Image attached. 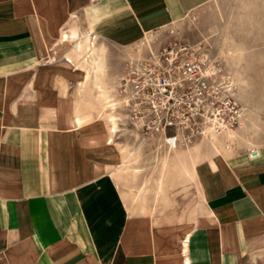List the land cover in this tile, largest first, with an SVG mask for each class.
I'll return each instance as SVG.
<instances>
[{"label":"crops","instance_id":"obj_1","mask_svg":"<svg viewBox=\"0 0 264 264\" xmlns=\"http://www.w3.org/2000/svg\"><path fill=\"white\" fill-rule=\"evenodd\" d=\"M212 1L0 0V264H178L177 252L152 244L149 207L134 222L127 209L98 221L86 212L88 184L96 197L116 190L65 121L75 99L63 87L76 79H49L40 63L71 21L121 52L143 39L168 43L180 36L175 24L195 22ZM249 122L237 130L246 143H231L228 158L198 172L204 206L187 241L189 264H264V144Z\"/></svg>","mask_w":264,"mask_h":264},{"label":"rangeland","instance_id":"obj_2","mask_svg":"<svg viewBox=\"0 0 264 264\" xmlns=\"http://www.w3.org/2000/svg\"><path fill=\"white\" fill-rule=\"evenodd\" d=\"M196 16L195 22L186 19L177 24L176 26L181 28L179 30L180 36L169 37L167 41L170 42L182 36L183 39L191 42H202V46L212 52L217 61L223 64L236 82L237 97L239 95L245 99L248 110L258 109L261 127L255 135V139L259 146L263 145L264 0H213L203 8L201 15ZM58 37L59 34L49 41L48 48L44 49V60L40 64L49 79H75L72 76V69L65 65L64 60V54L71 46L60 48L57 42ZM97 43H102V41L97 40ZM104 44L108 62V80L110 83H114L122 65V56L113 46ZM38 73L40 72L33 73L37 79L40 78ZM75 84L76 82L72 80L65 82L63 88L66 89L68 98L73 96ZM131 123L130 121L127 126H120L121 129L128 131L120 132L116 137V143L118 147H126L130 152H137V155L129 162V170L120 175L117 191L96 197L94 193H88V191L95 190L93 186L96 184L90 183L86 187L87 191L82 195L85 210L94 221L108 217L109 213L115 215L127 209V214L131 215L130 219L132 218L134 222L138 213L137 206L133 203L134 194L143 186H146L150 191L155 185L162 163L166 157L169 158L167 155H170V159H172L170 148L165 147L160 140L144 133L139 134V136L135 135L133 132L135 131L134 124ZM200 142L199 140L195 141L193 144L178 150L185 152ZM103 164L107 170L114 167L110 162L104 160ZM206 166L207 159L201 157L198 161L199 172ZM104 176L103 180L112 181L110 174ZM110 186L109 183H101L98 188L105 192L106 188L108 191L111 190ZM148 195L149 203L152 208L154 207V211L153 222L146 228L147 234L152 244L158 246L157 248L161 252L177 254L181 237L198 223L203 212L204 203L199 180L188 181L185 184L176 180L167 181L163 192L157 199L151 192Z\"/></svg>","mask_w":264,"mask_h":264},{"label":"built area","instance_id":"obj_3","mask_svg":"<svg viewBox=\"0 0 264 264\" xmlns=\"http://www.w3.org/2000/svg\"><path fill=\"white\" fill-rule=\"evenodd\" d=\"M195 20V18H193ZM114 86L129 120L167 148L211 142L246 125L248 107L231 74L202 42L143 39L120 52ZM251 160L258 149L248 150Z\"/></svg>","mask_w":264,"mask_h":264},{"label":"bare ground","instance_id":"obj_4","mask_svg":"<svg viewBox=\"0 0 264 264\" xmlns=\"http://www.w3.org/2000/svg\"><path fill=\"white\" fill-rule=\"evenodd\" d=\"M70 17L75 18V15L70 14ZM97 40L89 32L81 31L74 21H71L67 27L62 28L59 32L57 42L60 48L71 46L64 54V60L65 65L72 69V76L76 79L73 94L75 103L71 107V113L66 114L65 121L75 134L80 135L81 138H87L85 143L91 148L88 152L96 160V171L102 177L105 174H110L113 188L117 191L120 175L129 170L128 164L136 157L137 152H130L126 147H118L116 143L118 134L122 131H128L121 129L120 126H127L130 120L127 113L117 103L114 83H110L108 80L105 44L104 42L97 43ZM66 92L64 88L63 94ZM238 99L246 104L242 96L238 95ZM248 120L254 134L257 135L261 127L258 109H249ZM133 126L135 135L142 134L137 125ZM242 132L229 131L222 138H217L211 142L201 141L185 152L170 148L172 159H170V155H167L169 158L166 157L162 163L154 187L149 191L146 186H143L134 194L133 203L136 204L137 209L143 211L149 207L151 215H153L154 207L152 208L149 203L148 194L150 192L157 199L163 192L167 181L176 180L183 184L188 181H197L199 159L204 157L207 160L215 161L217 158H228L234 150L230 146L231 143L237 145L246 143L244 132ZM103 160L110 162L114 167L107 170ZM190 232L191 230L186 232L179 241L177 248L178 264H189L186 253Z\"/></svg>","mask_w":264,"mask_h":264}]
</instances>
